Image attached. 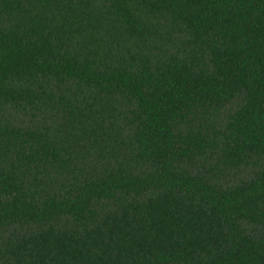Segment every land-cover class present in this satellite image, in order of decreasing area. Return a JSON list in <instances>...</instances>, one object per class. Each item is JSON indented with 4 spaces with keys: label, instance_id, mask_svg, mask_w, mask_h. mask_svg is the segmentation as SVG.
Instances as JSON below:
<instances>
[{
    "label": "trees",
    "instance_id": "16d2710c",
    "mask_svg": "<svg viewBox=\"0 0 264 264\" xmlns=\"http://www.w3.org/2000/svg\"><path fill=\"white\" fill-rule=\"evenodd\" d=\"M0 264H264V0H0Z\"/></svg>",
    "mask_w": 264,
    "mask_h": 264
}]
</instances>
